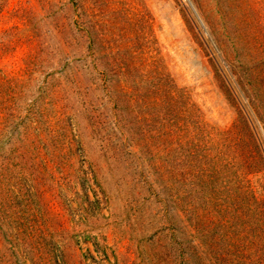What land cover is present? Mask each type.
Returning a JSON list of instances; mask_svg holds the SVG:
<instances>
[{"label":"rangeland","instance_id":"obj_1","mask_svg":"<svg viewBox=\"0 0 264 264\" xmlns=\"http://www.w3.org/2000/svg\"><path fill=\"white\" fill-rule=\"evenodd\" d=\"M0 264H264V0H0Z\"/></svg>","mask_w":264,"mask_h":264}]
</instances>
